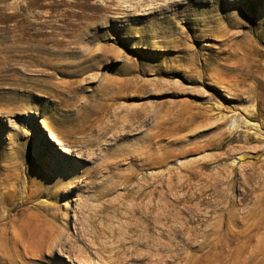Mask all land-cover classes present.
<instances>
[{"label":"rangeland","instance_id":"obj_1","mask_svg":"<svg viewBox=\"0 0 264 264\" xmlns=\"http://www.w3.org/2000/svg\"><path fill=\"white\" fill-rule=\"evenodd\" d=\"M0 264H264V0H0Z\"/></svg>","mask_w":264,"mask_h":264}]
</instances>
